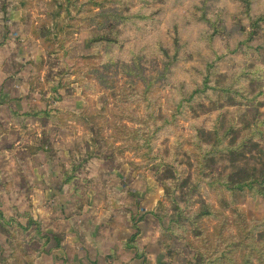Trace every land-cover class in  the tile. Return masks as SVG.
<instances>
[{"label":"rangeland","instance_id":"obj_1","mask_svg":"<svg viewBox=\"0 0 264 264\" xmlns=\"http://www.w3.org/2000/svg\"><path fill=\"white\" fill-rule=\"evenodd\" d=\"M35 1L26 76L7 87L43 134L0 151L59 168L51 212L91 193L115 242L81 264H264V0ZM16 228L19 251L56 246Z\"/></svg>","mask_w":264,"mask_h":264},{"label":"crops","instance_id":"obj_2","mask_svg":"<svg viewBox=\"0 0 264 264\" xmlns=\"http://www.w3.org/2000/svg\"><path fill=\"white\" fill-rule=\"evenodd\" d=\"M35 3L32 5L33 0H0V142L5 141L8 145L15 147L30 135L42 137L43 134V131L36 128L37 123L30 125L29 122L30 119L40 120L42 113L40 111L27 113L15 111L14 103L17 102L14 101L12 89L7 87L10 80L26 76L29 45L31 41L38 39L34 34L40 21L37 17H43L45 14V9L35 7L37 6ZM15 66L18 68L14 69ZM27 108L30 107L27 106ZM5 111L6 116L3 113ZM35 146H37L36 143ZM9 152V149L1 150L0 158L6 157L8 160L13 156V161L16 163L15 168L11 169L7 163L3 171L0 169V177L13 175L14 178L17 176L16 180L21 181L10 178L8 183L0 189L2 203L0 206L2 211L0 238L4 239V244L0 245V258L4 259L3 256L6 255V259L10 258L7 261L13 262L11 261L12 254L22 252V255H26L23 257L26 264H30L29 262L51 264V261H55L54 264H63L62 258L66 251L76 264L95 262L100 259L98 254L104 251L102 249L110 246L111 242H115L110 240L111 234L104 232L114 227L107 225L97 211L94 212L93 199L88 197L91 193L88 192L85 197L84 193L87 189L82 188L85 190L82 193L83 197L68 199L72 204L67 205V208L71 209L66 214L63 212V207L60 211L51 212L48 208L49 204L57 203L51 196V188L49 191L46 190L50 185L46 177L53 175V179L58 177L59 180V177H62L59 168L54 169L46 165L47 156L45 153L40 155L43 152L40 148L32 147L31 154L25 157H15L14 151ZM63 156L69 157L65 154ZM57 162H64V157ZM22 182L26 186L24 192L28 193L20 192ZM64 186L65 188L70 186V182ZM20 226L27 237L47 236L54 239L56 246L41 245L44 251L36 252L31 250L30 246L23 245V247L20 246L19 251V246L13 244L11 235L15 234L16 227ZM90 254H93V257ZM6 263L2 262V264Z\"/></svg>","mask_w":264,"mask_h":264},{"label":"trees","instance_id":"obj_3","mask_svg":"<svg viewBox=\"0 0 264 264\" xmlns=\"http://www.w3.org/2000/svg\"><path fill=\"white\" fill-rule=\"evenodd\" d=\"M263 20V19H261ZM239 187L241 188V190H244V188H250L253 189L254 188V183L252 181L249 182H244L243 184H239ZM264 195V193H263ZM136 236H134L135 238ZM220 258H227L226 255H222ZM221 260V259H220Z\"/></svg>","mask_w":264,"mask_h":264}]
</instances>
